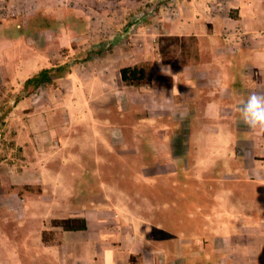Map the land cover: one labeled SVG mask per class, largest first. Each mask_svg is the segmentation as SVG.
Here are the masks:
<instances>
[{"label":"rangeland","instance_id":"374dc122","mask_svg":"<svg viewBox=\"0 0 264 264\" xmlns=\"http://www.w3.org/2000/svg\"><path fill=\"white\" fill-rule=\"evenodd\" d=\"M141 23L128 34V23L117 24L116 32L105 37L116 40V46L96 45L90 51L78 48L76 35L62 45L61 28L49 26L48 19L11 21L24 26V33L0 39L22 38L24 64L38 58L39 66L70 67L64 77L25 96L18 114L7 121L40 129L41 146L52 152L42 164L53 170L55 179L37 199L49 206L46 212L35 210L43 213L40 227H18L14 212L0 211V238L10 240L0 243V264H105L109 249L116 264H227L228 255L229 264H237L240 255L246 258L242 264H264V137L249 131L240 118L239 102L248 95L219 99L223 105L217 115L205 112L207 96L183 101L176 66L191 60L195 51V44L183 40L165 41L169 45L163 59L155 39L150 58L139 64L151 83L125 86L119 70L132 62L127 44L139 27L152 24L149 18ZM34 25L60 30L55 42L47 34L35 41L29 32ZM42 41L50 43L40 45ZM14 53L1 50L3 55ZM161 88L167 89L163 95ZM3 89L13 91L6 106L25 95L20 83ZM144 92L151 97L146 100ZM7 122L0 118L2 135ZM3 145L0 162L9 157L7 140ZM16 157L23 159L21 153ZM85 209L107 214L108 223L99 225L92 211L87 232L51 226V217ZM100 236L113 248L100 240L102 250L96 249ZM133 245L142 247L136 255L129 253Z\"/></svg>","mask_w":264,"mask_h":264},{"label":"crops","instance_id":"0c3cea01","mask_svg":"<svg viewBox=\"0 0 264 264\" xmlns=\"http://www.w3.org/2000/svg\"><path fill=\"white\" fill-rule=\"evenodd\" d=\"M0 5H3L0 8L2 34L0 39H5L4 35L7 33H24V26L11 24V21L21 17H31L39 22L48 19L49 26L50 22L52 26L58 24L61 31L56 27L43 28L34 25L29 32L35 41L38 40L37 36L47 34L49 39L52 37L55 42L56 33L60 31L59 33L63 35L62 45H69L67 41L70 36L76 35L81 45L78 48L89 51L96 45L100 49H107L109 45L116 46V40H105V37L108 33L116 32L117 24L128 23L125 30L128 31L130 28L134 31L143 20L151 19L150 27H139L127 44L131 52L128 59L132 60L128 66L147 61L155 39H159L156 44L158 51L159 44L164 46L166 42L163 40L167 38H178L179 42L183 40L195 44L192 45L195 46V51L191 60L176 66L178 68L176 78L181 88L178 90L183 93L182 98L185 102L189 96L191 100L207 96L204 107L207 114L217 115L223 105L220 100L229 98L234 93L240 95L243 93L249 95L251 92L264 93V0H0ZM171 6L174 8V14ZM75 27L79 28L77 33ZM124 32L123 34L130 33ZM120 33L122 32H118L117 35ZM49 43L42 41L40 45ZM26 47L22 38L17 37L15 42L7 39L0 42V118H3V121L6 119V122L12 115L18 114L25 104L23 99L27 95L25 93L17 96L12 104V107L15 106L12 110V107L5 105V100L12 97L9 93L13 91L2 88L23 84L36 72L47 68L39 66L38 58L24 64L21 53ZM4 49L16 53L12 56L3 55L1 50ZM164 90L167 91L166 88H161L159 94L163 95ZM143 95L147 100L152 94L144 92ZM197 103L198 106H203L200 101ZM4 128L6 132L5 129L1 130L4 132L3 135L0 132V146H5L3 145L5 139L10 148L7 160L3 159L0 162V167L6 169L3 173L0 172V182L12 186H39L45 194L47 186L53 183L55 174L48 165L42 164L49 161L45 158L51 157L49 155L52 152L48 147L41 146L40 129L35 124L26 122L20 124L7 122ZM263 137L264 135L261 138ZM262 147L264 148V145ZM20 153L22 160L16 157ZM12 154L14 156L10 159ZM41 194L27 193L20 197L14 192L5 194L0 185V211L14 212L20 219L16 222L18 227H40L39 217L43 213L35 214V210L39 208L46 212L49 207L43 206L48 201L40 204L37 200ZM92 211L99 225L108 223L107 214L95 209ZM92 211L85 209L59 219L84 218L87 230L80 231L84 233L90 229L89 215L93 213ZM45 214L50 218L49 213ZM43 219L45 222L49 221ZM50 219H55V216ZM112 222L118 225L114 219ZM105 239L107 238L98 237L95 244L98 246H93L102 250L100 240H103L113 248V244ZM9 242L6 236L0 238V243L4 245H8ZM141 249L142 247L133 245L129 253L136 255ZM226 250V248L222 250L224 256ZM229 257L228 255L225 260L227 264ZM237 259V264L246 261L242 255ZM142 264L150 263L144 261Z\"/></svg>","mask_w":264,"mask_h":264},{"label":"trees","instance_id":"16d2710c","mask_svg":"<svg viewBox=\"0 0 264 264\" xmlns=\"http://www.w3.org/2000/svg\"><path fill=\"white\" fill-rule=\"evenodd\" d=\"M178 40V38H167L163 41ZM168 43L164 46L159 44V52L164 59V56L168 53ZM165 64H170L168 61H164ZM173 65L171 64V67ZM70 72L69 64L61 66H55L51 68H44L36 72L34 75L29 77L24 83L23 88L26 95L32 94L38 88L44 85H49L53 82V79L62 78ZM120 80L125 86L134 88H140L142 86L149 85L151 83V75L147 72L143 65H135L123 67L119 70ZM1 188L5 194L12 192L16 193L19 197L23 194H40L41 189L39 186L23 185V186H12L4 182H0ZM53 228L60 229L64 232H80L87 230V224L84 218H67V219H54L51 221ZM42 241L47 242L42 236ZM132 257L129 261H132Z\"/></svg>","mask_w":264,"mask_h":264},{"label":"clouds","instance_id":"9594fccd","mask_svg":"<svg viewBox=\"0 0 264 264\" xmlns=\"http://www.w3.org/2000/svg\"><path fill=\"white\" fill-rule=\"evenodd\" d=\"M241 120L255 135H264V93L251 92L239 102ZM105 264H116L112 250H105Z\"/></svg>","mask_w":264,"mask_h":264},{"label":"built area","instance_id":"2783aa9c","mask_svg":"<svg viewBox=\"0 0 264 264\" xmlns=\"http://www.w3.org/2000/svg\"><path fill=\"white\" fill-rule=\"evenodd\" d=\"M132 31V29H129L128 32Z\"/></svg>","mask_w":264,"mask_h":264}]
</instances>
